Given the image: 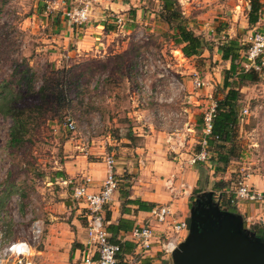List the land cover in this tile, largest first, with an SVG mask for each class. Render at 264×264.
I'll list each match as a JSON object with an SVG mask.
<instances>
[{"label":"crops","instance_id":"obj_1","mask_svg":"<svg viewBox=\"0 0 264 264\" xmlns=\"http://www.w3.org/2000/svg\"><path fill=\"white\" fill-rule=\"evenodd\" d=\"M247 1L242 7L243 12L232 9L228 21L224 20L227 25L216 28L219 21L212 22L209 13H217L221 8L218 0H201V2L178 0L186 24L203 37L209 44L208 49H204L195 57H185L178 47L173 49L179 54L178 57L175 56L176 60L181 62L176 64L178 66H171L170 62L169 69L165 71L167 81L161 82L162 91L157 98L164 102L161 104L162 107L156 105L151 97L149 98L151 102L147 103L140 102L137 97L139 107L127 114L129 123L126 129L117 128L118 124H116L113 135L115 139L109 135L103 140L93 138L86 148L77 145L79 142L72 143L68 155L64 156L66 159L61 168L63 176H58L60 191L56 205L61 214L53 217L55 222L47 231L44 246L41 249L35 247L31 249L32 264H96V254L92 256L90 263L84 262L85 255L93 253L85 245L87 210L72 193L75 186L84 182L92 192L101 189L106 174L104 163L106 155H113L115 159L114 172L118 186L112 200L103 209L105 226L107 229L110 224L118 225L120 220H124L129 226H125L127 230L121 227L115 233L107 229L109 240L113 242L112 240L119 239L132 245L126 251L124 258L134 264H171L168 258L170 255L162 254L158 245L144 256L138 254L129 234L134 227L144 222H149L155 228L156 234L170 233L169 229L164 224L158 223L152 214V209L157 206L168 205L171 212L169 218L173 221H187L189 200L199 179L196 165L190 164L188 160L199 149V141L202 138V114L215 101L216 89L221 86L217 83L220 79L223 81V72L229 67V62L221 59L218 46L227 38L238 37L243 42L246 35L255 28L264 29L259 26V21L264 24V16H259L255 24L249 25L247 11L250 4H247ZM43 2L48 3L50 9L46 11L42 8V14L47 15L42 19H51V29L56 34L61 32L59 37H63L65 43L73 35L78 36L74 43L82 49L105 47L113 36L119 33L125 35V31L129 32L143 26L144 29L149 26L146 30L150 32H157L156 29L160 24H165L168 28L167 23L159 15V9L150 11L141 0H95L89 18L83 25L72 24L64 16V10L70 8L68 7L70 1L53 0L51 4V0H39L38 3L42 5ZM259 2L262 7L264 0ZM235 7L240 8V5L235 4ZM204 9L205 13H202ZM117 14L124 18L122 29H118L112 23L111 15ZM75 26H82L79 28L81 35H78ZM108 27H115L117 30L113 31L114 29ZM166 35L171 36L169 32L163 34ZM169 39L171 41V37ZM201 57H207L209 61L217 64L215 67L212 64L211 67V70H218V73L214 72L217 82L201 78L203 86L195 88L192 78L200 68L195 65L193 59ZM220 67L223 69L220 70ZM262 68L264 71V66ZM208 72L206 79H210ZM256 84L258 83H251L241 88L243 102H246V98L250 101L255 96L252 86ZM262 88L263 92L260 91L258 95L261 102L253 105V109H249L248 116L252 111L259 109L258 115L264 122V86L260 84L259 90ZM163 90L167 93L164 94ZM250 103L253 101L251 100ZM243 121L247 122V119L244 118ZM261 129L264 130V125ZM75 144L77 146H74ZM196 144H198L197 148L194 146ZM105 145H112V148H107ZM76 148L81 151L75 150ZM242 177L248 185L264 192V166L261 167V171L255 170ZM87 178L89 180L86 182ZM169 186H172L173 190L169 189ZM235 207L247 225L258 223L264 228V202L243 200L237 202Z\"/></svg>","mask_w":264,"mask_h":264},{"label":"rangeland","instance_id":"obj_2","mask_svg":"<svg viewBox=\"0 0 264 264\" xmlns=\"http://www.w3.org/2000/svg\"><path fill=\"white\" fill-rule=\"evenodd\" d=\"M2 1L0 0V88L25 87L26 80L31 77V73H35L34 86L37 89L43 74L52 76L51 69L68 71L76 84L69 95L71 101L66 109L58 103L51 104L55 102L54 96L49 99L47 110L39 119V126L24 147L16 153H12L7 147L11 117L0 112V246L2 249L12 242L25 241L31 245V249H41L45 244L47 231L55 222L53 217L61 214L56 205L60 191L56 172L61 171L66 159L64 156L68 155L72 143L79 142L77 145L86 148L93 138L103 140L109 135L115 139L113 135L116 124L117 128L126 129L129 123L127 114L139 107V101L147 103L151 99L162 107L164 102L157 98L162 91L161 82L167 81L165 71L169 69L170 62L173 66L181 60H176L175 56L178 57L179 54L173 51L177 47L171 43L170 36H163L168 32L165 24H160L157 32H150L146 30L149 26L144 29L142 25V28L125 31V35L119 33L113 36L105 47L82 49L74 43L78 36L73 35L65 43V39L59 37L61 32L56 34L51 29V19H42L47 16L42 14V8L47 11L48 3L39 5V0ZM68 1L70 8L79 3V0ZM141 1L150 11L160 10L162 4V0ZM246 1L218 0L221 8L217 13H209L212 22L219 21L216 28L227 25L224 20L228 21L232 9L243 12L242 7ZM235 4L240 5V8L235 7ZM263 7L264 5L259 12L260 17L264 16ZM59 13L61 15V11ZM202 13H205V9ZM115 16L111 15L113 21ZM112 23L118 29L123 28ZM259 24L264 27L262 21ZM81 27L75 26L78 35H81ZM108 28L117 30L115 27ZM212 30L214 32V28ZM253 31L264 32V29L257 27ZM193 61L200 68L196 74L200 79L217 82L214 72L218 73V70H211L212 64L213 67L217 64L207 57ZM28 67L32 72L30 70L23 76V71ZM262 69L258 70V84L252 86L255 94L251 99L253 103L247 98L242 103L248 113L253 105L261 102L258 95L260 91L263 92V88L259 90L260 84L264 86ZM207 71L210 79L205 78ZM64 74L65 71L55 74L57 84L63 81ZM217 84H222V79ZM218 88L220 86L216 91ZM163 91L164 94L167 93L166 90ZM259 112V109L252 111L249 116L247 114L244 117L247 122L243 119L240 123V150L228 167L234 180L255 170L259 172L264 166V130L261 129L264 122L260 120ZM68 122H72V129ZM106 147L112 148V145ZM75 150L81 151L79 148ZM210 154L208 150V156ZM198 163L194 165L202 166V179L209 177V188L215 180L213 167L208 160ZM195 195L189 200V205ZM168 258L171 261L170 256ZM2 264L12 262L6 260Z\"/></svg>","mask_w":264,"mask_h":264},{"label":"trees","instance_id":"obj_3","mask_svg":"<svg viewBox=\"0 0 264 264\" xmlns=\"http://www.w3.org/2000/svg\"><path fill=\"white\" fill-rule=\"evenodd\" d=\"M4 1L6 0H3L2 3ZM249 1L247 20L251 25L258 20L261 4L259 0ZM159 15L168 25L167 30L171 34L172 43L181 50L185 57L198 56L204 49H208L209 44L203 37L196 34L186 24V18L182 13L178 0H162ZM246 48L247 46L242 44L238 37L227 38L218 46L221 59L228 61L229 67L224 70L222 84L215 95L216 107L212 119L211 136L207 139V148L211 152L207 160L213 167L215 180L208 188L209 177L202 179L203 169L201 165H198L202 162L198 163L199 175L202 176H199L197 185L190 197L191 199L195 194L211 190L220 205L227 206L233 212H237L235 204L231 202L233 197L232 187L236 180L228 172V167L230 162L237 157L238 150H240L238 136L241 123L240 113L243 109L241 88L256 83L259 74L258 70L253 67L245 66L248 62L243 58L242 53ZM30 70L32 72V69L28 67L22 75L28 74ZM63 71L66 73L64 74L65 77L63 81H60V84H57L55 74L57 72L63 73ZM51 72H53L51 73L52 76L45 74L41 76V84L37 89L34 86L35 73H31V77L26 80L25 87L8 88L7 86H1L0 88V112L9 115L12 121L7 141V147L13 151L12 153L21 150L30 139L33 131L39 126V119L44 116V112L47 110L46 106L52 96L56 98L55 102L51 103L52 105L58 103L63 109H66L70 104L69 95L74 85H76L73 82V76L64 69H51ZM56 176H63V174L59 171L56 172ZM227 176L228 178H226ZM125 226H128L127 222L120 220L118 225L110 224L107 229L115 233L116 230ZM244 226L257 236L264 235V228L258 223L247 225L244 220ZM125 229L127 230V227ZM112 241L120 243L121 246L116 264H129L124 257L126 251L132 245L121 242L119 239Z\"/></svg>","mask_w":264,"mask_h":264},{"label":"built area","instance_id":"obj_4","mask_svg":"<svg viewBox=\"0 0 264 264\" xmlns=\"http://www.w3.org/2000/svg\"><path fill=\"white\" fill-rule=\"evenodd\" d=\"M93 1L95 0H79L78 4L64 10V15L72 24L82 25L88 20ZM47 8L50 9L49 5ZM113 22L122 27L124 25V18L121 15H116ZM241 43L247 46L242 53L243 58L248 62L245 66H251L255 70L261 69L264 66V32L252 31L246 35L244 41ZM192 82L195 88L203 86V81L196 74L193 75ZM215 107L216 101H213L202 114V138L199 141V149L188 160L192 165L198 162H204L208 158L207 139L211 136ZM247 114L248 109L243 108L240 113L241 121ZM68 126L71 129L74 127L72 122H68ZM104 163L106 174L99 191H90L84 182V184L75 186L72 193L73 197L80 200L87 210V239L85 245L93 253H87L85 255V263H90L92 256L96 254V264H116L121 249L120 243L109 240V234L103 216L104 206L112 200L113 193L118 186L114 172L115 159L113 155H106ZM242 176L233 185L231 202L234 204L243 200L264 202V192L248 185ZM88 180L89 178L85 179L86 182ZM169 189H172V186H169ZM152 214L158 223L164 224L169 229L170 233L162 232L161 235L156 234L155 228L149 222H144L131 230L129 238L135 244L134 247L138 250L137 253L142 256L148 254L155 245L159 246V251L162 254L170 255L177 244L186 236L188 222L186 220L175 222L170 219L169 215H171V212L168 205L153 208ZM2 249L0 264L6 260L11 261L12 264H32L30 259L32 255L31 248L27 242H12ZM128 262L129 264H134L129 260Z\"/></svg>","mask_w":264,"mask_h":264},{"label":"water","instance_id":"obj_5","mask_svg":"<svg viewBox=\"0 0 264 264\" xmlns=\"http://www.w3.org/2000/svg\"><path fill=\"white\" fill-rule=\"evenodd\" d=\"M170 258L172 264H264V235L245 227L240 213L206 190L192 200L187 234Z\"/></svg>","mask_w":264,"mask_h":264}]
</instances>
